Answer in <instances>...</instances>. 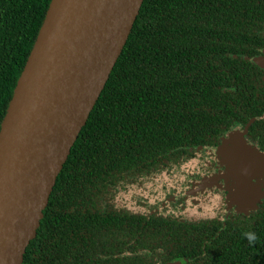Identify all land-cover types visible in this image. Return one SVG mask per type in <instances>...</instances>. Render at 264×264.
<instances>
[{
    "label": "trees",
    "instance_id": "16d2710c",
    "mask_svg": "<svg viewBox=\"0 0 264 264\" xmlns=\"http://www.w3.org/2000/svg\"><path fill=\"white\" fill-rule=\"evenodd\" d=\"M50 1L0 0V126ZM263 29L264 0H143L109 79L57 176L22 264H46L47 239L57 235L64 239L61 251L75 256L70 243L80 234V218L63 212V206L92 202L99 196L92 193L107 190L110 176L150 167L157 157L211 141L252 116L259 117L249 131L259 132L264 146V108L246 102L249 92L264 94L258 87L261 73L251 60ZM262 217L264 222V212ZM176 227L149 220L144 234L150 244L160 236L166 243L176 242L181 236ZM251 228L253 224L237 225L227 244L222 235L208 242L209 264H243L242 242H248L245 250L255 259ZM249 235L255 239L250 241ZM66 261L71 262L69 257ZM258 264H264V256Z\"/></svg>",
    "mask_w": 264,
    "mask_h": 264
},
{
    "label": "water",
    "instance_id": "95a60500",
    "mask_svg": "<svg viewBox=\"0 0 264 264\" xmlns=\"http://www.w3.org/2000/svg\"><path fill=\"white\" fill-rule=\"evenodd\" d=\"M142 3L50 1L0 126V264L23 263L57 176ZM220 150L234 156L241 151L235 165L245 174L264 166V153L250 147L241 134L227 138ZM239 193L250 207L258 201L247 187Z\"/></svg>",
    "mask_w": 264,
    "mask_h": 264
},
{
    "label": "flooded vegetation",
    "instance_id": "af4514ba",
    "mask_svg": "<svg viewBox=\"0 0 264 264\" xmlns=\"http://www.w3.org/2000/svg\"><path fill=\"white\" fill-rule=\"evenodd\" d=\"M253 52L251 60L261 73L258 87L263 91L264 29L253 45ZM248 96L247 103L264 108L263 93L253 96L249 92ZM261 115L264 117V111ZM258 117L233 123L217 138H210L211 141L193 143L176 154L159 156L150 167L125 171L120 177L110 176L107 190L92 193L99 195L92 202H79L68 208L64 205L63 212H74L80 218L76 224L80 234L70 243L75 256L61 251L60 243L64 239L57 235L56 239H47L46 264H67V257L70 264H209L212 260L205 258L207 244L220 235L227 244L232 241L231 233L237 232V225L249 224H253L251 229L256 235L255 259L245 250L248 242L241 241L240 247L246 254L242 262L250 264L252 259L258 264L264 256L261 251L264 250V166L255 163L257 171L245 174L241 165H235L241 151L234 156L231 151L220 150L227 138L241 134L250 147L264 153L259 132L249 131ZM261 161L264 165V158ZM245 187L250 197H258L253 207L239 196L240 188ZM149 220L176 223L181 236L169 243L160 236L158 242L150 244L144 234V225ZM183 248L187 249L183 251ZM54 252L56 257L52 255Z\"/></svg>",
    "mask_w": 264,
    "mask_h": 264
},
{
    "label": "clouds",
    "instance_id": "9594fccd",
    "mask_svg": "<svg viewBox=\"0 0 264 264\" xmlns=\"http://www.w3.org/2000/svg\"><path fill=\"white\" fill-rule=\"evenodd\" d=\"M249 239H250V241L254 240L255 239L254 235H249Z\"/></svg>",
    "mask_w": 264,
    "mask_h": 264
}]
</instances>
